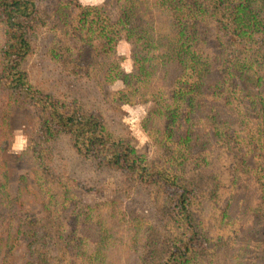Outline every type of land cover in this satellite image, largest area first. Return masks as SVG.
<instances>
[{
    "label": "trees",
    "instance_id": "16d2710c",
    "mask_svg": "<svg viewBox=\"0 0 264 264\" xmlns=\"http://www.w3.org/2000/svg\"><path fill=\"white\" fill-rule=\"evenodd\" d=\"M43 25L67 80L111 109L147 103L156 158L114 135L79 96L30 81L21 63ZM122 39L130 70L117 54ZM116 80L123 86L108 89ZM2 94L34 112L22 156L43 194L10 196L0 158L2 254L16 240L28 264H264V234L250 233L251 217L264 232V0H0ZM61 140L144 186L155 221L110 200L92 209L71 193L68 181H78L52 160ZM103 207L108 221L92 215Z\"/></svg>",
    "mask_w": 264,
    "mask_h": 264
},
{
    "label": "rangeland",
    "instance_id": "374dc122",
    "mask_svg": "<svg viewBox=\"0 0 264 264\" xmlns=\"http://www.w3.org/2000/svg\"><path fill=\"white\" fill-rule=\"evenodd\" d=\"M78 1L85 4L108 3V0H101L99 3ZM112 7L114 10L115 7ZM50 8L49 13L52 14L54 6L51 5ZM34 42V51L21 63V66L35 86L59 96H72L73 94L79 96L89 109H98L104 115L108 130L130 142L137 152L149 160L159 155L160 148L152 139L153 123L149 122L148 126L142 123L147 103L123 102L119 109L107 107L95 98L91 90L86 89L88 88L86 84L82 87L71 79L67 80L62 71L58 69V63L51 54V50L57 46V43L45 25L40 27ZM117 54L122 57L123 68L130 70V44L124 39L120 40L117 45ZM122 86L121 80H116L108 86V89ZM4 122L6 123V129L4 127L6 141L0 145V158L4 161L6 171V189L10 196L22 193L24 198L31 199L34 195L35 199L41 200L43 194L41 187L37 185L36 175L28 160L22 156L25 149L29 148L30 137L36 125L34 112L28 106L18 105L13 96L7 98L2 94L0 95V133ZM17 145L19 147H15ZM52 145V151H57V155L52 157L55 167L65 169L79 183L75 185L72 180H69L70 192L77 195L90 208L94 209L103 200H110L124 209L127 215L155 221V204L150 200L144 186L131 182L114 169L98 167L90 158L70 153L69 147L63 140L52 143ZM57 148L63 152V156L58 153ZM116 206L115 209H117ZM108 209L110 208H99L92 215L100 218L101 221H108L109 217L105 214ZM250 221L254 223V228L251 226L250 233L260 238L264 234L261 232L262 217H251ZM5 245L3 249L7 248L6 253L2 254L0 250V264H28L29 255L24 243L15 240L11 245Z\"/></svg>",
    "mask_w": 264,
    "mask_h": 264
},
{
    "label": "clouds",
    "instance_id": "9594fccd",
    "mask_svg": "<svg viewBox=\"0 0 264 264\" xmlns=\"http://www.w3.org/2000/svg\"><path fill=\"white\" fill-rule=\"evenodd\" d=\"M85 2H88V3H99V2H101V0H85ZM15 147H19V146L17 145Z\"/></svg>",
    "mask_w": 264,
    "mask_h": 264
}]
</instances>
